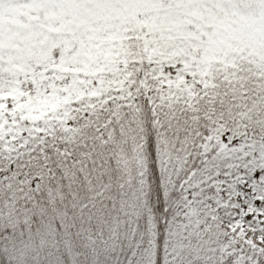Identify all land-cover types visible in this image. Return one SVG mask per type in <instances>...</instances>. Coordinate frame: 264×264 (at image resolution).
<instances>
[{
  "label": "snow or ice",
  "instance_id": "6c2138e0",
  "mask_svg": "<svg viewBox=\"0 0 264 264\" xmlns=\"http://www.w3.org/2000/svg\"><path fill=\"white\" fill-rule=\"evenodd\" d=\"M0 264H264V0H0Z\"/></svg>",
  "mask_w": 264,
  "mask_h": 264
}]
</instances>
